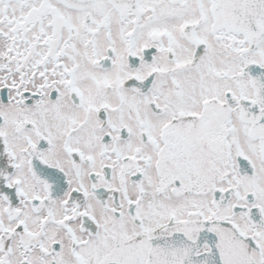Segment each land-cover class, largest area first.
Masks as SVG:
<instances>
[{
	"label": "snow or ice",
	"instance_id": "6c2138e0",
	"mask_svg": "<svg viewBox=\"0 0 264 264\" xmlns=\"http://www.w3.org/2000/svg\"><path fill=\"white\" fill-rule=\"evenodd\" d=\"M0 264H264V0H0Z\"/></svg>",
	"mask_w": 264,
	"mask_h": 264
}]
</instances>
